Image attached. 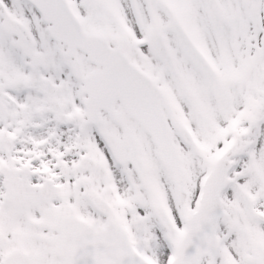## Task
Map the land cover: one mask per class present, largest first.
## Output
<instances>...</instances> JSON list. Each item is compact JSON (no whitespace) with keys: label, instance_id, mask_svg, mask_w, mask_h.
<instances>
[{"label":"snow or ice","instance_id":"6c2138e0","mask_svg":"<svg viewBox=\"0 0 264 264\" xmlns=\"http://www.w3.org/2000/svg\"><path fill=\"white\" fill-rule=\"evenodd\" d=\"M0 264H264V0H0Z\"/></svg>","mask_w":264,"mask_h":264}]
</instances>
